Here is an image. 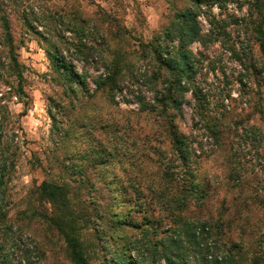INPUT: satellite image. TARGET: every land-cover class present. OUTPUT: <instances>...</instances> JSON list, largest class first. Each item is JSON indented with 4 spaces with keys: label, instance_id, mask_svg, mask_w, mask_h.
<instances>
[{
    "label": "rangeland",
    "instance_id": "obj_1",
    "mask_svg": "<svg viewBox=\"0 0 264 264\" xmlns=\"http://www.w3.org/2000/svg\"><path fill=\"white\" fill-rule=\"evenodd\" d=\"M189 5L185 0H0V41H4L5 38L1 21L5 16L10 21L14 44L20 47L17 53L19 63L24 67L25 91L32 98L30 109L23 118H19V115L24 107L18 103L17 98H8L4 102L7 105L5 111L8 112L6 115L10 123L5 132L9 169L5 183L0 187L1 218L2 213L5 214L0 221V245L6 254L9 252L14 263L24 259L32 264H71L65 254L61 237L54 236L53 239L44 237L45 234L53 236L51 234L53 232L40 218L32 214L33 210L39 209L40 206L32 193L43 181L58 183L68 181L70 177L67 174V167L73 163L77 165L82 163L75 158L85 156L88 159L92 157L109 159L105 167L84 163V181L94 183L97 191L89 195V192L83 189L81 191L83 199L91 196L104 205L116 195L117 200H113L116 203L114 213L123 217L129 215L135 220L143 219L145 210H138L127 203L130 196L124 194L123 184L142 183L144 187L154 181L157 172L155 162L159 158L157 151L166 150L168 141L159 137L155 119L141 112V106L137 102L136 97L139 93L146 101L153 102V93L149 90L151 85L146 81L153 72L154 64L150 59L139 57L143 49L140 45L155 42L169 25L174 14ZM210 10L219 19L228 18L230 15L247 19L239 26L229 25L227 30L230 33V40L227 46H222L219 42L214 43L205 54L207 57L204 58L201 74L206 79L204 89L206 92L209 91V100L212 104L210 115L218 117L220 113H224L221 110L217 112L216 108L221 106L216 105H220L221 99L230 94L233 101L226 100L224 103L231 105L233 110L231 115L235 121H240L241 124H257L264 132V122L260 117L253 115L249 117L251 109L245 105L248 97L239 96L245 93L241 92L239 83V79L243 78L240 73H244L236 57L226 48L230 46L238 51H244L248 53L250 60H254V64H258L261 60L260 48L251 30L256 18H253V15L252 20L247 6L240 10L237 5L229 4L222 14L217 7ZM57 12H63L64 24L54 27L52 18ZM203 12L199 21L206 32L209 26L205 17L210 12L207 8H204ZM75 17L88 22V30L91 31L89 35L98 43L94 45L99 55L98 59L90 60L88 64L77 60L74 62L81 73L90 76L88 81L91 92L95 89L91 77L106 73L101 57H106L110 53L121 52L127 55L126 62L135 79L128 75L124 80L122 87L124 92L116 96V105H110L105 95L101 93L90 103L78 107V122H83L84 113L89 114L93 125L91 129L94 131H91L88 137L78 126L72 132L68 143L63 145L62 129L68 128L67 121L73 117L66 112L67 102L61 101V106L65 108L63 110L65 118L57 116L61 131L54 132V123L48 112L53 105L48 98L53 96L59 101L56 95L62 92V89L54 86L46 78L50 64L45 50L49 45L27 26L25 20L49 39V43L57 41L58 31L71 43L74 34L68 32L66 28ZM93 23L98 24V28L93 29L95 27ZM102 33L107 37L105 38L107 45H103ZM60 47L63 50L71 48L65 43ZM191 50L196 54L201 47L195 44ZM2 61L4 65L8 62L5 52ZM8 73L7 70L0 68V91H8L4 81L16 84V80ZM258 80L259 78L252 75L247 76L246 81L249 83V93L253 95V101L259 99L261 95L264 97V83H258ZM187 97L190 100V95ZM191 103L194 104L193 101H190ZM195 116L192 106L184 105L183 117L177 120V124L183 133L196 140L194 148L197 157V182L201 187L207 188L211 196L206 217L219 218L218 213L225 212L226 207L229 208V213L235 212L233 215L236 216L237 223L229 228L230 233L227 234L242 247L238 264H254L253 260L257 256L260 257L259 264H264V146H254L251 138L242 135L241 128L239 132L229 133L226 138L227 144L216 143L210 137L207 125L198 122ZM116 123L120 126L119 130L114 129ZM258 137L264 141V133ZM233 152L239 155V160L231 164ZM112 153L116 155L113 158L110 155ZM169 153L170 151H167L166 155ZM68 157L70 159L67 160ZM234 168L240 176L243 175L241 181L246 184L243 193L256 200H253L249 208L232 207V199L238 196V190L233 189V182L229 176L231 169ZM104 183H110V186H104ZM111 189L112 192L109 191ZM146 193L150 199L151 196L147 191ZM148 210L146 215L149 217L160 220L166 217L164 210L155 203L153 208ZM197 211L192 212L193 217L197 216L195 215ZM236 212H241V215L237 216ZM247 212L252 213L249 219L245 218ZM167 223L168 221H163V225ZM9 226L13 227L11 231H7ZM217 231L216 228L213 230L214 233ZM93 232V227L89 226L83 234L86 245L91 243H95L97 247L100 245L99 248L89 250L90 264H110V259L105 260L104 252L101 251L104 242H95ZM120 235V232L116 233L118 244ZM214 238L218 239L216 234ZM226 242L227 238L224 237L223 242H218L219 247L223 248ZM37 247H44V255L41 257ZM223 251L225 253L221 252L220 257L225 258L226 250L223 248Z\"/></svg>",
    "mask_w": 264,
    "mask_h": 264
},
{
    "label": "trees",
    "instance_id": "obj_2",
    "mask_svg": "<svg viewBox=\"0 0 264 264\" xmlns=\"http://www.w3.org/2000/svg\"><path fill=\"white\" fill-rule=\"evenodd\" d=\"M189 6H184L180 11L174 14L169 25L164 29L162 35L156 38L155 42L149 45H140L143 47L139 57L150 59L154 64V69L146 83L151 85L150 92L153 93V102L146 101L140 93L137 95V102L141 106V112L153 116L157 124L159 137L168 141L167 149L157 151L159 156L156 167V179L143 187L142 183L123 184V192L128 198L127 203L138 210H145L142 220H135L129 215L123 217L113 212L117 196H112L111 201L100 204L97 198L91 196L88 199L82 198L81 191L86 189L89 195L96 193L95 184L84 181V165L88 162L93 166L105 167L109 159H100L92 157L75 158L82 161L81 165L73 163L68 168V181L63 180L61 183L53 181H43L39 186L34 188L32 196L40 204L39 209L33 210V215L40 218L47 225L53 236L46 235L45 238L53 239L59 236L64 242L65 254L71 264H90L89 250L95 249L97 245L83 241L84 231L89 226L94 229L95 242H104L101 245V251L104 252L105 260L110 259V264H238L241 245L231 238L229 228L237 223L236 216L229 213V208H223L224 211L218 213L219 218H207L208 202L211 198L210 191L201 187L196 177V149L193 140L181 131L177 120L183 117V107L189 104L196 113L195 119L200 123L206 124L210 137L220 144H227L229 133L239 132L245 138L252 139L256 147L264 146V141L258 137L264 133L263 128L259 125L241 124L235 121L231 115L233 111L231 105H226V100H231L230 94H227L222 103L216 108L220 116L210 115L212 104L210 96L204 89L206 79L202 76L206 52L212 44L220 43L227 46L230 40V33L227 30L229 25L239 26L245 23L247 19L237 18L230 15L219 19L213 15L210 8L217 7L220 14L226 10L229 4L237 5L242 10L244 6L249 8V14L254 19L252 27L256 42L259 45L261 60L254 64L250 60L248 53L238 51L235 47H226L233 56L236 57L239 66L242 68L243 77L239 79L241 92L248 97L246 107L251 109L249 117L259 116L264 122V97L253 101L252 94L249 93L248 75L259 78L258 83H264V0H185ZM207 8L210 12L205 17L209 28L205 32L199 18L204 14L203 9ZM52 23L56 26L64 24V15L55 13ZM252 18V20H253ZM72 23L67 25L66 30L73 33L72 42L69 43L58 31L57 41L49 43V39L38 32L27 20V26L31 28L42 41L49 47L45 50L49 60L50 69L46 78L56 87H60L62 92L58 93L56 101L53 96L49 97L52 103L49 115L54 123V132L61 131L60 122L57 116L64 117L65 108L61 101H66L68 114L73 119L68 120L66 129H62V144L66 145L74 132L79 126L83 129V134L89 137L93 125L90 121V115L84 113L83 122H78V107L90 103L92 99L99 94H104L110 105H116V96L122 94L124 90V80L129 77L135 79L132 71L128 68L125 53L116 52L108 54L103 58L106 73L92 78L95 86L93 92L89 88L90 76L87 73H81L75 61L88 64L90 60L98 59L99 55L95 49L96 44L94 37H90L88 22L80 17L72 19ZM4 29V41H0V68L7 70L11 78L16 80V84L10 81L6 83L8 91H0V187L5 183L7 177L8 165L5 147V132L9 126V121L5 111L7 109L6 99L15 97L18 103L23 105L24 110L19 115L23 118L27 115L32 98L25 91L24 67L18 60V48L14 44V37L11 34L10 21L7 17L1 18ZM40 26V25H39ZM93 29L98 28L94 24ZM103 45H107L104 33H102ZM68 44L71 48L63 50L61 44ZM198 44L201 50L196 54L191 50L192 46ZM242 46V45H241ZM6 49V51H4ZM3 52H5L7 64L2 61ZM215 72V69H213ZM8 73V74H9ZM200 76V77H199ZM244 79V80H243ZM246 79V80H245ZM257 80V79H256ZM190 95V100L187 97ZM260 95V93H259ZM240 97V98H241ZM193 101L194 104H190ZM82 104V105H80ZM54 110H56L54 113ZM65 118V117H64ZM241 124V125H240ZM114 124V129L119 130L120 126ZM247 142V140H245ZM200 145V144H199ZM170 151L169 155H166ZM115 157L114 153L110 154ZM232 163L239 160L236 152L232 153ZM70 159L69 157L66 158ZM93 160V161H91ZM73 162L74 159H73ZM85 163V164H84ZM229 176L233 182V189L238 190V196L232 199V207L247 206L253 203L255 199L243 193L246 184H243L237 169H231ZM108 185V186H107ZM109 187L110 183H104ZM131 189L132 193L129 191ZM113 189L109 190L112 192ZM95 191V192H94ZM151 196L149 199L147 193ZM157 204L166 213L162 220L149 217L146 214L148 209ZM42 208V209H41ZM247 209V208H246ZM198 210L195 217L192 212ZM196 212V211H195ZM189 213L190 216H189ZM239 216L241 212H236ZM246 219L251 218L252 213L247 212ZM5 214L2 213V218ZM0 216V221H1ZM163 221H168L163 225ZM218 229L217 233L213 230ZM12 230L9 226L7 231ZM10 230V231H11ZM227 231V232H225ZM112 232V233H111ZM120 232V243H117L116 233ZM55 233V234H54ZM111 233V234H110ZM126 235H125V234ZM215 234L218 239H215ZM226 257H220L223 248L219 247L218 242H223ZM209 241L210 244H209ZM229 244V245H228ZM95 246V247H94ZM261 247L262 244H259ZM98 245L97 248H99ZM39 256L44 255V247H37ZM259 258H255L254 264H259ZM0 264H32L27 260H20L14 263L9 256V252H4L3 246L0 245Z\"/></svg>",
    "mask_w": 264,
    "mask_h": 264
}]
</instances>
